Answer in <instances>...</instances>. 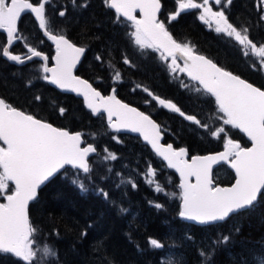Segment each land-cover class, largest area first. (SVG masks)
Masks as SVG:
<instances>
[{
  "label": "snow or ice",
  "instance_id": "snow-or-ice-1",
  "mask_svg": "<svg viewBox=\"0 0 264 264\" xmlns=\"http://www.w3.org/2000/svg\"><path fill=\"white\" fill-rule=\"evenodd\" d=\"M71 2L73 7H87L83 0L79 5L77 0ZM53 3L54 0H0V32L6 34L7 44L0 47V56L18 65L38 59L39 78L82 97L93 115L106 119L107 128L117 134L111 138L118 143L121 142L118 134L138 133L166 162V167L179 174V216L182 219L199 225H217L247 214L259 203H264V89L199 54L189 42L178 41L168 26L182 13L198 10L199 19L205 25L233 40L245 57L250 54L257 57L260 66L264 67V44L258 46L250 38V28L234 25L223 10L224 6L232 4V0H176V10L164 18L162 0H103L108 9L114 10V22L124 27L141 57L157 54L152 58L166 65L173 78H178L179 73L191 81L181 80V87L215 105L216 115L211 119L217 124L213 125L202 122L196 115L186 114L171 100L161 98L149 88L136 85L158 106L178 113L222 144V151L208 155H191L185 147L177 149L171 143H161V125L151 115L119 99L115 87L111 94L104 95L88 80L77 75V65L87 48L78 46L62 28L58 30L52 23L48 8ZM257 7L264 13V0H259ZM66 11V8L59 11V16L65 17ZM26 13L34 15L43 36L54 45L53 56L27 43L24 44L27 55L14 52L13 44L26 39L19 29L21 17ZM260 19L264 20V14ZM95 59L104 62L99 54ZM121 59L124 65L136 67L126 52L121 53ZM107 66L112 70L113 81L120 82L121 72L112 60L107 61ZM35 100L40 101L41 97L37 95ZM58 111L63 115L66 109L60 107ZM233 129L243 133L250 146H242L234 139L230 135ZM90 135L95 139L97 133ZM93 154L99 163L118 159L117 154L107 148L102 153L98 152L93 143L84 139V133L56 127L0 97V201H3L0 202V255L10 254L23 264H59L58 250L39 238L42 233L33 222L30 205L37 201L42 186L57 175L66 176L68 168L75 170L71 182L81 193H87L96 171L89 160ZM216 165H227L234 172L231 186L224 187L214 182L213 168ZM104 171L111 175L113 167L106 166ZM114 174L119 178L117 187H137L131 176L125 177L118 171ZM156 175V170L149 165L145 173L146 182L154 186L157 193L175 198L176 193H168L156 180ZM94 190L104 199L109 198V193L103 188ZM154 206L157 209L164 207L160 203ZM120 211L125 212L126 209L121 208ZM234 231L239 233L240 228L235 227ZM55 235L59 237L60 233ZM87 235L86 230L80 232L81 238ZM230 239L229 235H221L211 241L207 251L200 249L202 264H208L216 248L227 245ZM149 244L154 249L165 247L155 238H150ZM254 259L256 264H264V254L256 255ZM162 264L176 262L168 259Z\"/></svg>",
  "mask_w": 264,
  "mask_h": 264
},
{
  "label": "trees",
  "instance_id": "trees-1",
  "mask_svg": "<svg viewBox=\"0 0 264 264\" xmlns=\"http://www.w3.org/2000/svg\"><path fill=\"white\" fill-rule=\"evenodd\" d=\"M81 2L82 0H77V5ZM83 2L87 3V7H73L71 0H54L53 5L48 8L51 21L58 30L62 28L75 43L88 46L87 55L80 66L79 73L82 76L106 92L95 78L104 77L107 72L105 65L109 59L122 64L121 53L126 52L136 67L123 65L122 80L126 83L119 85L121 98L152 114V109L157 107L156 102L145 92L130 91L134 84L140 83L156 95L174 101L185 113L196 115L202 122L213 124L208 114V108L214 111L213 103L202 96L197 98L196 93L184 94L180 86H175V82L168 79L170 75L162 68L159 59L152 58L157 54L141 57L131 44L124 27L114 22L115 13L104 5L103 0ZM162 2V18L177 8L176 0ZM258 3L259 0H232V4L225 7V13L234 25L249 27L250 38L259 46L264 44V20L260 19L264 13L258 9ZM65 8L66 16L60 17L59 11ZM198 14V10H190L172 21L168 26L174 37L178 41L189 42L197 51L213 57L223 67L264 89V75L248 69L235 47V42L208 30ZM20 28L27 44L42 50L49 47L50 44L31 15L23 18ZM5 43L6 37L0 32V47H4ZM97 54L101 55L104 62L95 59ZM31 69L30 65L19 67L0 56V95L14 106L28 110L39 118L72 131L86 132L89 137L91 133L108 132L105 120L94 118L82 100L63 94L46 83L35 81L38 79ZM122 85H127L126 91L122 90ZM37 95L41 97L40 101L35 100ZM142 97L150 103L145 104L146 100ZM60 107L66 109L63 115L58 111ZM165 111L162 113L168 114ZM154 116L160 119V116ZM171 120L167 116L165 122ZM184 125L189 127L191 124L184 121ZM175 132L181 138V143L185 142L193 153L216 150L217 146L222 148V144L216 139L214 143L209 142V136L201 128L189 132L178 123L175 124ZM108 135L114 134L109 132ZM167 139H171L170 135H167ZM241 139L247 144L244 137ZM114 151L118 159L111 166V175L104 171L109 163L99 164L93 159L92 162L100 170L95 171L87 193H81L71 182L75 170L68 169L66 176H57L43 188L38 200L31 206L30 215L42 233L39 238L58 250L59 264H162V261L168 259L176 264H202L199 250L203 248L207 251L211 241L221 235H229L231 239L227 245L216 248L208 264H256L254 257L264 254V203H259L251 212L224 223L208 227L190 225L178 218L179 199L157 193L140 181L135 189L128 185L115 186L119 178L114 173L118 171L125 177L130 176L133 172V159L138 154L133 153L131 158V152L123 150L118 144H115ZM129 160H132L131 164ZM159 164L163 165L161 162ZM160 167L157 166L156 170ZM222 171L218 178L230 183L228 181L233 179L232 172L226 166L222 167ZM102 176L107 178L102 179ZM96 182L109 193L107 200L94 190L93 183ZM162 185L165 186V183ZM156 203L164 207L157 209L154 206ZM121 208L126 211L121 212ZM235 227L240 228L239 233L234 231ZM85 230L88 235L81 238L80 232ZM56 232L60 233L59 237L55 235ZM150 238L161 241L165 245L164 249L152 248L149 244ZM0 264L23 262L9 254L0 255Z\"/></svg>",
  "mask_w": 264,
  "mask_h": 264
},
{
  "label": "rangeland",
  "instance_id": "rangeland-1",
  "mask_svg": "<svg viewBox=\"0 0 264 264\" xmlns=\"http://www.w3.org/2000/svg\"><path fill=\"white\" fill-rule=\"evenodd\" d=\"M211 29L214 30V27L211 28ZM235 46H236V49L241 51V53L243 55L241 47L239 45H237L236 43H235ZM243 57H244L243 61H244L245 65H247L248 69H250L252 71H255V72H258V73H261L262 75L264 74V67L260 66L259 60H258L257 57H255V56H253L251 54L249 56H247V57H245L243 55ZM136 85L137 84L133 85V89L135 88V91L142 92V90L140 88H136ZM135 91H133V92H135ZM208 110H209L208 114L211 116V118L216 115L215 111L212 112L209 108H208ZM211 120H212L213 125L217 124V121H215L213 119H211ZM185 122L189 123L188 121H185ZM178 123L183 125V127L187 128L189 131H198L200 129L198 126L193 125L191 123H190L191 125H189V127L184 125V121L182 119L180 121L178 119L177 115H175V117L173 118L172 122H170V123L168 122L167 123L166 129L169 132L173 133L175 131V127H174V130H172V127H173L174 124H178ZM108 134H109V132H106L105 134L97 133L96 138L94 140L97 143H100V145L102 146V150L104 148H107L109 151L113 152L112 145L114 143H118V142L116 140L112 139L111 138L112 136H109ZM119 139L121 141L120 143H122L123 142L122 138L119 137ZM124 140H126V139H124ZM214 140H215V138L209 137V142H213L214 143ZM129 142H131V143H129ZM121 147H122L123 150L126 149L127 151L131 152V158H133V153H137L138 154L137 158L135 157L133 159V167H132L133 172L130 173V176L131 177L133 176L132 179H134L136 184H138V182L140 180H145L146 181L145 173L148 170L149 164L147 163V161L145 159V151L143 150L142 146L139 143L135 142V141H128V142H123V146H121ZM129 161H130L129 164H131L132 160H129ZM161 171H162V167L156 171L157 172L156 180H158V173H160ZM164 175H165V173H164ZM93 184H95L94 185L95 189L102 188L99 185V182H96V183H93Z\"/></svg>",
  "mask_w": 264,
  "mask_h": 264
},
{
  "label": "water",
  "instance_id": "water-1",
  "mask_svg": "<svg viewBox=\"0 0 264 264\" xmlns=\"http://www.w3.org/2000/svg\"><path fill=\"white\" fill-rule=\"evenodd\" d=\"M26 14H27V13H26ZM26 14H23L22 17H21V19H22L23 16L26 15ZM33 17H34V15H33ZM34 18H35V17H34ZM20 21H21V20H20ZM36 22H37V21H36ZM37 23H38V22H37ZM19 24H20V22H19ZM16 43H17V42H15V43L13 44V46H14ZM6 46H7V45H6ZM13 46H12V47H13ZM82 59H83V57H82ZM82 59H81V61H82ZM10 62H11V61H10ZM28 62H29V61H28ZM12 63H14V62H12ZM14 64H16V63H14ZM16 65H18V64H16ZM79 65H80V64H79ZM79 65H77V69H78ZM81 78H82V77H81ZM53 86H54V85H53ZM254 86H255V85H254ZM57 89H58V88H57ZM59 90H61V89H59ZM61 91H62V92H65V93H69V94H74L75 96H77L75 93H72V92H66V91H63V90H61ZM77 97L83 99V98L80 97V96H77ZM130 106H132V105H130ZM132 107H134V106H132ZM137 109H138V108H137ZM138 110H139V109H138ZM94 116H95V115H94ZM122 133H126V132H122ZM130 134H133V135L135 134V135H138V136H139L138 133H130ZM141 138H142V137H141ZM142 139H143V138H142ZM146 143H147V142H146ZM161 143H163V134H162V140H161ZM150 147H151V146H150ZM215 153H216V152H215ZM210 154H214V153H210ZM93 155H94V154H93ZM206 155H208V154H206ZM90 157H91V156H90ZM90 157H89V158H90ZM218 166H219V165L214 166V168H213V172H214L215 168L218 167ZM54 178H55V177H54ZM54 178H53V179H54ZM49 182H50V181H49ZM49 182H48V183H49ZM48 183H47V184H48ZM47 184H46V185H47ZM46 185L42 186L41 190H42ZM226 187H227V186H226ZM41 190H40V191H41ZM39 194H40V192H39ZM38 197H39V195H38ZM30 206H31V205H30ZM189 222L194 223V224H197V223H195V222H193V221H189ZM197 225H199V224H197Z\"/></svg>",
  "mask_w": 264,
  "mask_h": 264
},
{
  "label": "flooded vegetation",
  "instance_id": "flooded-vegetation-1",
  "mask_svg": "<svg viewBox=\"0 0 264 264\" xmlns=\"http://www.w3.org/2000/svg\"><path fill=\"white\" fill-rule=\"evenodd\" d=\"M43 51L45 54L49 55L50 57L54 55V47L51 44L49 45V47H46L45 49H43ZM48 51H51V52H48Z\"/></svg>",
  "mask_w": 264,
  "mask_h": 264
},
{
  "label": "bare ground",
  "instance_id": "bare-ground-1",
  "mask_svg": "<svg viewBox=\"0 0 264 264\" xmlns=\"http://www.w3.org/2000/svg\"><path fill=\"white\" fill-rule=\"evenodd\" d=\"M5 42V41H4ZM3 42V43H4ZM4 46V45H3ZM168 79H170L169 77H168ZM139 96V98H140V95H138ZM144 96V95H143ZM146 97V96H145ZM142 99H144V100H146L145 98H143L142 97ZM140 100V99H139ZM135 101V100H134ZM137 101H138V99H137ZM141 101V100H140ZM130 103V102H129ZM133 104V103H132ZM143 104V103H142ZM146 104V103H145ZM137 105V104H136ZM112 184V182L110 183V185ZM116 186V185H115ZM125 186V185H124ZM111 187V186H110ZM112 188V187H111ZM143 188V187H142ZM119 189V188H118ZM119 191V190H118ZM119 199V198H118ZM121 200V199H120ZM123 200V199H122Z\"/></svg>",
  "mask_w": 264,
  "mask_h": 264
}]
</instances>
